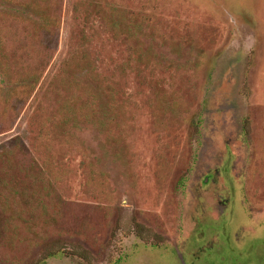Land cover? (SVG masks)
Masks as SVG:
<instances>
[{
    "label": "rangeland",
    "instance_id": "rangeland-1",
    "mask_svg": "<svg viewBox=\"0 0 264 264\" xmlns=\"http://www.w3.org/2000/svg\"><path fill=\"white\" fill-rule=\"evenodd\" d=\"M0 264H264V0H0Z\"/></svg>",
    "mask_w": 264,
    "mask_h": 264
},
{
    "label": "trees",
    "instance_id": "trees-1",
    "mask_svg": "<svg viewBox=\"0 0 264 264\" xmlns=\"http://www.w3.org/2000/svg\"><path fill=\"white\" fill-rule=\"evenodd\" d=\"M60 253L65 254V251H60ZM56 254H58V252H52L50 256H55Z\"/></svg>",
    "mask_w": 264,
    "mask_h": 264
}]
</instances>
